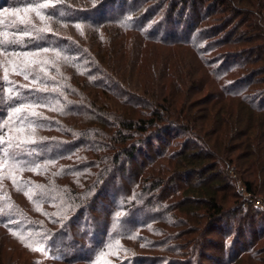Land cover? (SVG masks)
<instances>
[{"label":"trees","instance_id":"16d2710c","mask_svg":"<svg viewBox=\"0 0 264 264\" xmlns=\"http://www.w3.org/2000/svg\"><path fill=\"white\" fill-rule=\"evenodd\" d=\"M38 1L48 0H13L10 6L6 2L3 3L2 8L34 6ZM113 1L56 0L49 11L43 10V15L55 13L49 18L65 24H80L84 29L88 27L87 35L92 47L95 46L94 40L98 38L104 46L116 41L120 33L136 34L141 39L133 38L135 42L131 41L136 45V59L138 49L146 42L161 45H176L182 42L192 49L196 58L201 61L199 62L204 67V73L207 71L208 75H203L204 81L201 84L194 80L182 86L172 78L166 83L168 86H164V83L159 84L156 81L158 83H155V88L160 92L156 94L158 100L149 103L143 94H132L128 98L119 88V82L112 80L110 85L105 84L103 81L111 78L107 75L97 78L90 69H94L93 66L86 69L80 59V52L86 51V48L74 39L72 48L70 44L66 46L67 43L60 37L49 36L50 34L42 36L43 42H39L35 36L30 37L32 33L24 37L19 35L20 42L29 41L30 44L26 47L30 51H43L44 47H48L50 51L59 52L64 59L67 56L65 63L73 71L75 82L76 77L80 76L89 85H99L102 91L112 90L114 94L127 96L126 101L130 99L144 104L143 107L148 109V112L145 117L138 118H135L133 113L119 115L116 118L117 128L112 132L106 131L111 129V124L105 117L89 113L86 122H81L83 126L68 127L64 123L68 127L67 133L70 134L67 135L62 128L54 125L53 119L32 116V112L23 107V98L26 96L21 95L20 101L5 100V110L8 112L14 107L22 109L19 117L24 119V124L21 125L20 119L14 117L16 126L30 130L32 126L29 121L34 120L42 125L36 127L35 131L43 138L36 144L19 143V147L14 150V153L19 154L34 148L40 153L22 156L23 160L29 161L28 167L23 170L16 166L19 171L34 179H19L21 194L28 193L27 196L31 197L28 200L31 209L26 211L29 215L17 208V213L14 211L15 214L2 216L0 225L20 233L19 235L26 237L28 241H33L44 249L46 257L56 263L179 264L176 256L183 252L185 257H189V254L192 257L193 253H197V248L194 246L195 239H189L187 242L183 240L186 243L179 244L174 241L179 236L190 232L192 234L197 223L199 224L200 217L205 225L215 227L214 223L222 221L226 216L225 207L230 211L227 213H235L237 226L227 223L224 229L226 234H229L235 228L232 242H236L234 237L249 226L250 221L264 223V0H141L139 4H135L134 0H121L123 4L129 2L131 9H122L116 15H113V11L107 13L103 9ZM70 4L79 8L71 7ZM152 4L158 5L161 13L144 16L141 13L142 6ZM151 7L147 8L152 10ZM185 7L190 8L193 14L188 11L185 13ZM195 10L198 13L204 11L205 16L204 13L196 14ZM95 12H99L98 19H90L88 15ZM174 12L179 13V18L174 20L180 25L179 29L177 28L176 32L167 30L168 36L158 37L153 24L160 22L161 15L165 22L170 21ZM77 13H82L83 16ZM209 13H220V16L208 30L198 29L199 22ZM192 17L193 20L189 21ZM228 26L229 30L226 28V34L221 36V39L206 40L212 35L215 37L218 31ZM174 34H190L191 38L181 39L173 37ZM223 44L228 47L236 46L238 50L232 52L227 48L222 52L219 49H222ZM215 49L217 50L214 51ZM111 51L114 52L113 49ZM224 57H228V62L221 63ZM149 64L147 62L143 68H147ZM166 65H162L163 71ZM232 73L237 77L231 76ZM209 76L217 82L218 89L213 81L210 90L204 92V82L209 81ZM44 83L45 81H40L41 85L49 89L36 91L34 88L27 97L28 102L30 103L32 98L38 99L41 105L34 108L48 112H51L53 105H58L57 109L63 111L64 117H68L70 108L61 105V100L56 94L60 90H66L60 82L53 79L51 87ZM70 84L75 89V86ZM95 100L98 102V96ZM89 127L96 130L97 138L92 143L85 142L89 137ZM100 131L107 133V136L99 133ZM61 136L68 139L62 144L68 149L58 154L46 152L47 145L62 139ZM74 136L77 139L71 140ZM179 136L182 139L177 138ZM141 143L151 146L154 156H146L145 160L139 163L140 169L130 172L128 161L134 159ZM154 143L161 146H155ZM123 156L125 161L122 162ZM74 158L78 162H70ZM8 163L13 164L10 159ZM148 164L152 169L144 172ZM36 165L40 166L39 169L32 171ZM229 170L248 195L244 201L236 186L231 183L233 179L228 176ZM73 173L75 176L77 173L78 178L82 177L80 182L76 179L78 184H73L72 178L66 181ZM204 174L205 181L194 182L193 176L203 177ZM165 175H170L169 182L174 185L170 190L161 189L168 179ZM117 176L131 180L128 183L119 181L115 184L119 188L118 198L114 201L115 207L108 209L109 220L104 224L101 235L97 236L96 227L92 222L84 221V215L93 209L95 198L103 195L104 189L113 190L116 187L113 181H116ZM39 177L44 181L38 182L36 179ZM142 177L148 178L150 183H141ZM181 185H184V189ZM194 194L197 196L194 197ZM255 201L259 202V206L255 205ZM241 204L244 205L242 208ZM199 209L202 211L197 214ZM177 211H182L189 219H194V228H190L184 218L178 216ZM169 219L175 220L174 223ZM75 222H78L81 237L87 243L85 246L78 243L76 237H72L67 244L61 240V237L65 236L64 231L67 234ZM155 223L162 224V227H156ZM164 226L169 228L164 229ZM173 226L186 229L178 233L170 229ZM139 230L146 233L143 239L138 236ZM131 236L136 238L132 239ZM262 237L264 236L260 233L248 244L241 245L233 259H230L225 250L226 240L222 241L224 250L220 247L219 252H223L226 264L246 261L249 256L256 258V263L264 264V258L258 257V250L253 248ZM143 242L146 248L151 247L161 254L158 257L131 255V249L136 243ZM185 245H190L188 252H185ZM193 248L195 250H192ZM228 248L229 251L235 250L230 244ZM71 249H84L88 253L77 257L74 256L77 251ZM259 251L264 253V248H259ZM245 255H248L246 259Z\"/></svg>","mask_w":264,"mask_h":264},{"label":"rangeland","instance_id":"374dc122","mask_svg":"<svg viewBox=\"0 0 264 264\" xmlns=\"http://www.w3.org/2000/svg\"><path fill=\"white\" fill-rule=\"evenodd\" d=\"M132 1V0H131ZM141 0L135 1V4H139ZM10 6V2L12 3L13 0H0V43H3L4 35L7 34L9 40L15 39L17 41V44L15 45V51L19 52L20 55H8L6 56L4 52L0 51V117H3L4 119H7L5 115V100L8 99L9 96H12L13 93H18L20 96L28 97L31 95V91L37 88H43L45 86L40 84V81H45L44 84H49L51 87V79L54 77L53 80L56 82H60L62 87L66 91H57L56 93L61 100V105L64 107L70 108V112L68 114V117L63 116V111L58 110V105H53V110L51 109V112L44 111L43 109H37V108H28L31 112L35 111L39 114V116L43 117L46 116L48 119H53V123L55 126H58L62 128V130L67 133V129L69 126H83L81 122H86V118L88 117L89 113H92L97 116L105 117L111 124V129H107L106 131H113L116 126V118L119 115L122 114H134L135 118L138 117H145L147 115L148 109L144 108V104H138L135 102V100L128 101L127 96H120L118 94H114V92L109 90L108 92L102 91L100 86L96 84V87L94 85H89L88 82L81 78L80 76H77L76 82L74 81V75L71 68L68 67V65L65 63V59L59 55L57 57V53L54 51H48L43 52L42 50H34L30 51L27 49L26 46H28L29 41H23L20 42L19 37L23 36V33L20 32H14V30L17 29H26L30 34V37L35 36L38 38L39 42L44 41V35L50 34L49 36L53 35L57 38L60 37L64 42H66V46H72L74 40L79 45L86 48V51H79L80 52V59L83 64H85L86 69H89V66H93L92 71L96 74L97 78L102 77L103 75H107L110 79H107L103 81L105 84H111L110 81L113 80L117 83L119 82V88L122 89L124 93L128 95H140L143 94L144 98L150 102L154 101L156 102L158 97L156 94H158V90L155 88V83L166 85L167 82H170L172 78H174L175 81L179 82L182 86L185 85L187 82H197V84H201L204 80V74L207 73L205 71L204 73V67L200 65V60L196 58V55L192 51V49L184 45V43L179 42L178 44L181 45H161V44H155V43H144V47L138 49L137 52V59H136V45L135 43H132L131 41L135 42L136 39H140L138 35L133 33H120L119 38L116 39L113 43H108L104 46H102L100 40L95 39L94 45L91 46L90 41L88 40L87 33L89 32L88 27L86 29L80 28L79 30L75 27L73 24H65L62 22H58L56 20H52L49 18V16H45L44 20H41L35 12L31 11L30 9L36 8L37 11L41 12L43 14L44 11H49L50 7L54 6V3L56 0H48V1H38L35 2L34 6L25 5L22 8L18 9H7L2 8L3 3ZM46 3L49 5L47 9H40L38 7L39 4ZM153 3V2H152ZM157 4V3H156ZM156 4L147 5V7H155L152 8V10H149V8L145 7V5L142 6L141 13L145 16L146 14H149L150 16H155L156 13H161L160 7ZM71 7L79 8L75 6V4ZM140 6V5H139ZM157 8V9H156ZM25 9H29L27 12ZM49 9V10H48ZM107 13L110 11H113V15L119 14V12L122 9H128V11L131 9V4L126 3L123 4L121 0H114L111 4H106L103 8ZM159 11V12H158ZM190 12L193 14L190 8L185 7V13ZM196 14L204 13V11H201L198 13L196 11ZM68 15L72 13H67ZM79 16L82 15V13H77ZM112 15V16H113ZM83 16V15H82ZM90 19L96 20L99 17V12H95L93 14L88 15ZM205 16V13H204ZM220 16V13H209L205 19H203L201 22H199L198 29H203V31L208 30V28L215 24V21ZM21 18L25 21V23H21ZM158 18V17H157ZM156 18V19H157ZM163 16H160V22L153 24V29L155 30L158 37L162 38V36H168L167 30H173V32H176L177 28L180 27L178 25L177 18H179V13L174 12V14L171 15V19L168 22H165ZM185 18V17H184ZM155 19V20H156ZM193 20V17L189 20ZM27 21H30L28 23ZM41 28H48L50 29L49 32H39L38 30ZM227 31L229 30L230 26L223 27L221 31H218L215 35V37H207L206 40L213 41L214 39H221V36H224ZM179 29V28H178ZM84 30V31H83ZM102 33V32H101ZM23 34V35H22ZM21 35V36H19ZM106 36V34H105ZM39 37H42L39 38ZM173 37H179L183 39H190L191 36L188 34L187 36L177 34ZM133 38L135 40H133ZM74 39V40H73ZM73 40V42H72ZM141 40V39H140ZM143 43V42H142ZM70 44V45H68ZM107 46V49H106ZM146 46V48H145ZM19 48H23V50H17ZM143 48V49H142ZM222 49H219L223 52V50L230 48L232 52H235L238 50V48L235 46L231 47L226 44H223L221 46ZM111 49L114 50V52L111 51ZM215 49L214 51H216ZM35 53L38 52V55H24V53ZM224 53H226L224 51ZM63 59H61V58ZM136 59V61L134 60ZM198 60V61H197ZM228 57H224V60L221 61V63L228 62ZM8 61H11L10 64ZM200 61V62H199ZM147 62H149L151 66L148 65L147 68H143V65H146ZM164 64H167L165 67V71H163ZM13 66H15L18 70L22 69L25 74L29 75V79H24V75L20 74H14L13 72ZM5 69H7V81H5ZM43 69V71H41ZM167 69V70H166ZM157 71V72H156ZM173 73L175 74L173 76ZM178 73V74H177ZM161 74V77H159ZM208 75V73H207ZM235 75V73H232L231 76ZM35 76H39L40 80L36 83H32V80ZM234 77H237L236 75ZM148 79L150 80L148 82ZM211 80V81H210ZM158 81V82H156ZM213 78L209 76V81L207 80L205 85V91L207 92L210 90V87H212L211 82H213ZM72 83L75 86V89L72 87L70 83ZM216 82V81H215ZM158 84V85H159ZM215 88L218 86L217 82L214 84ZM11 88L13 91L9 92L8 89ZM48 88V87H47ZM56 89L55 87H52ZM49 89V88H48ZM218 89V87H217ZM65 92V93H64ZM60 93L61 97H60ZM70 93L72 95H70ZM160 93V92H159ZM96 95V96H95ZM98 96V102L95 100ZM22 100V97L21 99ZM18 100V101H20ZM59 104V103H58ZM141 105V106H140ZM22 110V109H21ZM26 110V109H25ZM28 111V110H26ZM21 114V113H19ZM60 115V117H58ZM51 122V124H53ZM68 126H66L65 124ZM52 125V126H54ZM48 126V125H45ZM101 126V125H100ZM49 127V126H48ZM67 127V128H66ZM12 128H18L16 124H13L11 120L7 122V136L5 137L6 143L2 146L4 151L14 153V150L17 147V144L20 143L22 140H28L29 138L35 139L38 141L40 137L38 132L35 131L32 132V129L29 130V128L24 129L23 131H17L13 132ZM90 132L88 133V138H86V143H92L95 141L96 130L93 127H89ZM70 132V130L68 131ZM55 133V132H54ZM99 133L106 134L103 131H100ZM56 134V133H55ZM69 133H67L68 135ZM94 134V135H92ZM110 134V133H109ZM70 135V134H69ZM15 136L16 139L13 140H7V137ZM94 136V137H93ZM104 136V138L106 137ZM62 139L51 142L47 145L45 148L46 152H52L55 154L62 153L65 149H68V147H63V142L68 141V139L64 136H61ZM182 139V137H177ZM77 139V137L74 136V138H71V140ZM177 140V139H176ZM7 143H11L13 147L11 149L7 148ZM155 146H161V144L154 143ZM151 146H148V144L141 143L139 145V151L135 153L133 160H127L129 165L130 172L140 169L139 163L142 160H145L146 156H154V152L151 151ZM62 150V151H61ZM145 156H144V155ZM7 157H5L2 153H0V218L4 215H10L15 214L14 211L17 213V208L19 210H22L23 213L28 214L26 211L29 212L31 209L30 205L28 204L29 198L28 196H25L21 194L20 192V183L19 179H30L33 178L30 175H27L21 171L18 170L16 165L9 164L8 162L5 163V160ZM78 162L77 160H70V162ZM121 161H125V157L123 156L121 158ZM158 164V163H157ZM155 166V165H154ZM152 166L147 165L146 168H144V172H149L151 170ZM232 170V169H231ZM155 171V170H154ZM168 177V179L164 182V185L162 186V190H170L171 187L173 188V184L169 182L171 180L170 175H165ZM228 176L232 178V185L236 186L238 194H241L238 185V182L236 179H234L232 171H228ZM72 178L73 184H78L80 182V178H78V175L76 173V176L73 174L70 175V177L66 178L67 180H70ZM76 179H79V182H77ZM141 183L143 181H150L146 177L141 178ZM187 180L186 178H184ZM191 179V178H190ZM194 182L200 181L203 182L206 180L205 174L203 177L193 176ZM13 180H16L17 183L14 184ZM34 180V179H33ZM38 182L44 181L43 179L37 178ZM116 181H113V184H118L117 182H123L128 183L131 178H122V176H117L115 178ZM179 181V180H178ZM173 182V181H171ZM175 182H177L175 180ZM174 183V182H173ZM71 184V183H70ZM241 185V184H240ZM116 186V185H115ZM184 185H181V188L184 189ZM119 188L117 186L112 189H104L102 192L103 195L95 198V203H93V209H91L90 212H85L84 215V221H87L88 223H93L96 227V235L100 236L101 231H103L104 224L109 220V215L107 213L108 209H111L112 207H115L114 201L116 198H118V192ZM231 191V190H230ZM231 193V192H230ZM180 195V192H178V196ZM242 195V194H241ZM194 197L197 195L194 194ZM243 196V195H242ZM261 198V197H259ZM242 200L244 201V197H242ZM261 200V199H260ZM262 204V203H261ZM242 208V204H241ZM25 210V211H24ZM229 209L225 207L226 216L224 219L218 223H214L216 225L215 227L205 225L204 220L202 217H200L199 224H194V219H189L187 217L188 215L183 213L182 211H177L176 213L178 216L184 218V220L187 222V224L190 226V228H194L195 231L191 234H185L182 236H179L176 241H174L176 244L183 243L185 240L189 239H195V247L197 248V253H193L192 257L189 254V257H185L183 255V252L180 256H176V260H178L179 264H226V260L224 259L223 252H219L220 247H223L222 241L226 240L225 250L229 253L230 259H233L237 252H239V248L241 245H246L252 240H254L256 237L262 233L264 236V223H261L259 221L252 222L250 221L248 224L249 226L242 229L241 232H238V235L234 237L233 240V234L234 229L229 234H226L225 227L227 223H231L233 226H237V221L235 218L237 216L235 213H227ZM201 209L197 211V214L201 213ZM149 212V211H148ZM31 214V213H30ZM149 214V213H148ZM17 215V214H16ZM29 215V214H28ZM177 220V219H176ZM170 222H173L175 220H170ZM156 227L161 228L162 224L155 223ZM155 224H152V226H155ZM75 225V226H74ZM74 225H71L69 228V232L64 231L65 236L61 237V240H63L64 243L67 244V242L70 241L72 237H76L78 240V243H81L83 246L87 245L85 243V240L81 237L80 233V227L78 225V222L74 223ZM87 225V223L85 224ZM83 225V227L85 226ZM187 225V226H188ZM168 229L169 227L164 226V229ZM222 228L223 230H219ZM171 230H175L176 232H180L181 230H185L186 228L183 227H175L173 226L170 228ZM65 230V229H64ZM20 233L10 229L6 226L0 225V264H75L76 262H62V263H56L52 260H50L43 251H38L34 249H41L38 247L33 241H28L26 237H23L19 235ZM99 234V235H98ZM79 235V236H78ZM146 233L144 231L139 230L138 236L143 239ZM23 238V240L21 239ZM92 236L90 235V238ZM153 238V237H152ZM76 240V241H77ZM156 240V238L154 239ZM184 240V241H183ZM184 242V243H186ZM85 243V244H84ZM193 243V241H192ZM233 246L235 250L230 249L229 246ZM234 244V245H233ZM27 245V246H26ZM131 245V244H130ZM143 245V246H142ZM150 246V245H149ZM185 252H188V248L190 245H185ZM264 248V237L257 242L254 245V250H258L259 254L258 257L264 258V253L259 251V248ZM71 248H75L71 246ZM224 250V247L222 248ZM72 251H77L74 256L80 257L84 256L88 253L87 250H76L71 249ZM192 250H195L194 248ZM237 251V252H236ZM74 252H72L73 255ZM161 253L156 251L155 249H150L145 247V243H136V246L131 249V255H140V256H149V257H158ZM223 254V255H222ZM73 257V256H72ZM248 255H245L244 258L246 259ZM254 258V257H253ZM174 259V260H175ZM256 258L252 259L250 256L246 259V261L238 262L237 264H259L256 263ZM234 262V261H233ZM107 263H109L107 261ZM76 264H83L82 262H77Z\"/></svg>","mask_w":264,"mask_h":264},{"label":"snow or ice","instance_id":"6c2138e0","mask_svg":"<svg viewBox=\"0 0 264 264\" xmlns=\"http://www.w3.org/2000/svg\"><path fill=\"white\" fill-rule=\"evenodd\" d=\"M38 7L40 9H47L49 7L48 4L46 3H41L38 5ZM29 9H25V11L27 12ZM31 11L35 12L36 15L41 19L44 20L45 19V15L41 14V12L37 11L36 8H32L30 9ZM55 13H47V15L52 16ZM28 23H30V21H27ZM21 23H25V21L23 20V18H21ZM75 27L79 30L81 28L80 24H76ZM17 32H23L24 35H29L30 33L24 29H17ZM39 32H49L50 29L48 28H41L38 30ZM42 39V37H39ZM17 44V41L15 39L13 40H9L7 34L4 35V40L3 43H0V51L4 52L6 56L8 55H20L19 52L15 51V45ZM49 48L48 47H44L43 48V52H48ZM38 52L35 53H24V55H38ZM59 52H57V57H59ZM65 59H68V57L66 56ZM10 64L12 63L11 61H8ZM41 71H43V69H41ZM13 72L14 74H20V75H24V79H29V75L25 74L23 72L22 69L18 70L15 66H13ZM5 81H7V69H5V77H4ZM54 79V77L52 78ZM40 80L39 76H35L34 79L32 80V83H36L37 81ZM47 86L43 87V88H37L36 91H47ZM9 92H12L13 90L11 88L8 89ZM20 94L18 93H13L12 96L8 97L9 102H11L12 100H20ZM29 98L25 97L23 98V107L25 108H29V107H38L41 105V101L35 98H32L31 102L29 103ZM21 112V107H14L11 112H8L6 110V117L7 119H4L3 117H0V153H2L5 157H7V159L5 160V163L8 162V160L10 159L12 161V163L18 167L21 168V170H23L25 167H28L29 165V161L27 160H23L21 157L24 155H39L40 153L36 150V149H31L29 152H22V153H11V152H7L4 151L3 149V145L7 142L5 137L7 136V122L9 120L12 121L13 124L16 123V120L13 119L14 117L16 119H20V124L23 125L24 124V119H21L19 117V113ZM32 116H38L39 114L36 113L35 111H33L31 113ZM30 126H32V132H35V128L36 127H41L42 125H39L36 123V121H29ZM13 132H17L23 131V127H18V128H12L11 129ZM16 139L15 136H11V137H7V140H13ZM20 143H31V144H36L37 141L35 139H31L29 138L28 140H22L20 141ZM13 147V145L11 143H7V148L11 149ZM17 147H19V144H17ZM39 165H36L35 167H33L31 170L32 171H37L39 169ZM13 183L16 184L17 181L13 180ZM25 195L27 196L28 193H25ZM29 199H31V197H28ZM121 215H123V213H121ZM132 239H135L136 236H131ZM21 239L23 240V238L21 237ZM27 246V245H26ZM143 246V245H142ZM34 250H38V251H44V249H34ZM125 251H127V249H125ZM37 264H39V262H37Z\"/></svg>","mask_w":264,"mask_h":264},{"label":"built area","instance_id":"2783aa9c","mask_svg":"<svg viewBox=\"0 0 264 264\" xmlns=\"http://www.w3.org/2000/svg\"><path fill=\"white\" fill-rule=\"evenodd\" d=\"M238 184H239V182H238ZM238 187H239L240 191L242 192V193H241V194L243 195L242 197H244V199H246V198L248 197V195L245 194V190H244L243 186L239 184ZM255 205H256V206H259V202H258V201H255ZM243 206H244V205L242 204V207H243Z\"/></svg>","mask_w":264,"mask_h":264}]
</instances>
